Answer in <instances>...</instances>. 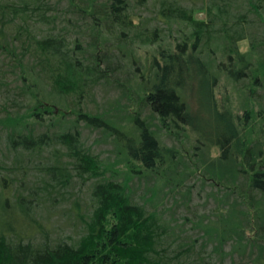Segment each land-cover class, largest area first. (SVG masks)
<instances>
[{
  "label": "trees",
  "instance_id": "trees-1",
  "mask_svg": "<svg viewBox=\"0 0 264 264\" xmlns=\"http://www.w3.org/2000/svg\"><path fill=\"white\" fill-rule=\"evenodd\" d=\"M196 1L0 0V264H264V0Z\"/></svg>",
  "mask_w": 264,
  "mask_h": 264
},
{
  "label": "rangeland",
  "instance_id": "rangeland-1",
  "mask_svg": "<svg viewBox=\"0 0 264 264\" xmlns=\"http://www.w3.org/2000/svg\"><path fill=\"white\" fill-rule=\"evenodd\" d=\"M187 2H191V0H187ZM202 5V0H198L196 1V6L200 7ZM150 9V7H149ZM144 15H146L147 17L152 16V9L150 10H144L143 11ZM198 17L200 18H204L205 14L203 11L199 12L197 14ZM249 48L248 43L247 42H243L241 43V49L243 51H246ZM150 56V55H149ZM116 92L115 91H111V92H104L102 89H98L96 96H94L91 101L90 104V108L92 109V111L96 112V111H102L105 108L109 107V103L114 101L116 98ZM190 102V106L192 108V115L196 118L195 119V123L192 127L188 128V138L185 139L187 142V145L184 144L183 141L179 142V146L181 149H183L184 151H186L189 154L192 151V147H193V143L195 138H197V136L199 135L195 130V126L196 124L198 125L199 122H201V124H208V125H212L213 123L211 122V118L208 115L206 109L201 106L199 99L195 96L192 97V99L189 101ZM80 130L82 131V138L86 141V143L91 146L92 150L98 154H100L103 158H105L106 160H108L109 162H113L115 159V154L112 151L113 150V146L111 143L112 138H106L104 137L103 133L101 131L95 130V129H91L86 127L84 124H82V122L80 123ZM3 140L0 138V149L3 151ZM168 144L172 145V141H167ZM208 146H206L207 148ZM217 149V148H215ZM188 150V151H187ZM213 155L216 154V150H212L211 151ZM7 163H10L9 160H11L10 158L7 157ZM143 185L141 187L138 188L137 193H143L145 196H148V192L146 191L147 185L145 186V183H142ZM141 185V184H140ZM151 185V183H150ZM74 193L76 191H80L78 190V187L76 189H74ZM206 191H203L201 193L200 196H198V189L195 190L193 192V199L191 200L190 206H192V213H197L199 215H203V214H208L210 212L211 209H213L215 207V203L213 202L212 199H207L206 198ZM161 194V191H160ZM80 196V194H79ZM88 198V192L87 190H83L81 192V201L85 200ZM159 200V198H158ZM167 202V201H166ZM167 205V204H166ZM168 205H171V201H168ZM70 204L69 203H65L63 205V207L67 208L69 207ZM168 206V207H169ZM177 210V214L178 215H183L184 213L187 214L191 219H193V215L191 213V211L189 210H185L183 207H179ZM196 211V212H195ZM67 212L68 211H64V210H59L57 211L56 215H54V217L51 218V222L53 225H55L54 227H56V234H62V235H69L72 234L73 229H72V225L70 224L68 217H67ZM191 226V225H190ZM187 229H189V226L187 225Z\"/></svg>",
  "mask_w": 264,
  "mask_h": 264
}]
</instances>
